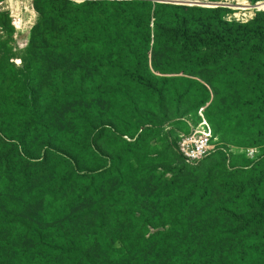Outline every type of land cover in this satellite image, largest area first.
<instances>
[{"label":"rangeland","instance_id":"rangeland-1","mask_svg":"<svg viewBox=\"0 0 264 264\" xmlns=\"http://www.w3.org/2000/svg\"><path fill=\"white\" fill-rule=\"evenodd\" d=\"M148 1L184 11L219 6L238 20L261 9L252 0ZM138 11V0H0V133L21 143L0 137V264H169L151 259L156 240L149 236L162 227L181 235L198 207L186 195L190 167L182 166L167 139L175 138L170 128L191 133L196 124L186 100L138 112L141 91L134 79L142 73L145 51ZM128 20L135 23L126 29ZM128 59L135 63L127 73L132 78L121 77L128 65H117L119 76L102 81L115 60ZM127 98L137 103L134 111ZM208 105L197 112L210 123L216 107ZM147 114V125L162 127H131L130 119ZM228 131L232 140L218 137L229 154L245 157L241 151L264 147L245 145ZM116 153L109 203L77 200L106 175L100 165L107 156L111 166Z\"/></svg>","mask_w":264,"mask_h":264},{"label":"trees","instance_id":"trees-1","mask_svg":"<svg viewBox=\"0 0 264 264\" xmlns=\"http://www.w3.org/2000/svg\"><path fill=\"white\" fill-rule=\"evenodd\" d=\"M117 2L125 7L129 5V1ZM85 3L81 1L77 5L81 13L85 11ZM138 7L142 11H138L137 29L143 33L140 40L145 46L139 65L142 73L138 80L134 79L141 91L138 112L151 108L153 103L161 107L164 103L168 106L186 100L197 126L202 120L198 109L206 104L216 107V112L208 115L210 123L207 121L215 148L195 163H188L178 148L181 135L189 133L170 128L175 138L167 139L169 147L176 149L182 166L190 167L186 195L189 204L198 209L180 232L187 242L181 235H175V229L165 227L149 236L150 240H156L151 259L158 263L169 260V264H264V147L261 151L256 149L254 157L248 156V149L241 151L244 157L229 154L228 145L219 142V137L232 140L229 127L234 137L238 135L245 145L264 144V11L247 20H238L226 17L225 8L219 6H193L184 11L182 7L165 3H156L154 8L150 1L138 0ZM132 23L134 20L126 21V29ZM175 60L182 62L178 64ZM118 61L111 64V74L103 76L102 81L110 82L116 77L117 65H128L121 77L132 78L127 73L135 63L129 59ZM207 72L210 75L206 79L199 75ZM102 89L98 84L96 90ZM126 102L129 108L137 106L129 98ZM150 118L151 114L138 115V119H130L129 123L146 131L154 126L162 127L156 122L147 125ZM166 133L167 130L165 136ZM0 137L21 144L2 133ZM229 155L232 160L228 162ZM119 156L116 153L110 157L111 166L105 157L100 169L106 175L97 179L92 191L78 193L77 200L91 198L98 206L109 203L112 193L109 185ZM135 179L138 182V176ZM166 189L170 191L173 186L169 184ZM172 200L167 198L164 205L171 206ZM74 204L75 201L68 206Z\"/></svg>","mask_w":264,"mask_h":264},{"label":"built area","instance_id":"built-area-1","mask_svg":"<svg viewBox=\"0 0 264 264\" xmlns=\"http://www.w3.org/2000/svg\"><path fill=\"white\" fill-rule=\"evenodd\" d=\"M213 132L210 124L202 116L201 122L189 134H183L178 141L179 152L188 163H195L208 155L214 148L211 141ZM256 149H248V156L254 157Z\"/></svg>","mask_w":264,"mask_h":264},{"label":"water","instance_id":"water-1","mask_svg":"<svg viewBox=\"0 0 264 264\" xmlns=\"http://www.w3.org/2000/svg\"><path fill=\"white\" fill-rule=\"evenodd\" d=\"M161 1H165V2H176L177 0H161ZM262 2V4H260ZM262 5V6H261ZM255 6H258L259 8L261 7V9H257L258 11H264V1H259L256 3Z\"/></svg>","mask_w":264,"mask_h":264},{"label":"bare ground","instance_id":"bare-ground-1","mask_svg":"<svg viewBox=\"0 0 264 264\" xmlns=\"http://www.w3.org/2000/svg\"><path fill=\"white\" fill-rule=\"evenodd\" d=\"M245 4V3H244ZM260 4H262V2L260 3ZM262 6V5H261ZM20 23H21V21H20Z\"/></svg>","mask_w":264,"mask_h":264}]
</instances>
